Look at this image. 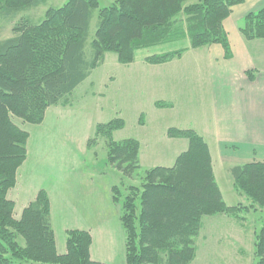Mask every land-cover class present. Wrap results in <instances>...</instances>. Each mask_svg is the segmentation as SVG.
<instances>
[{
    "label": "trees",
    "instance_id": "obj_1",
    "mask_svg": "<svg viewBox=\"0 0 264 264\" xmlns=\"http://www.w3.org/2000/svg\"><path fill=\"white\" fill-rule=\"evenodd\" d=\"M190 1L114 0L100 8L98 0H66L15 36L0 40V227L4 229L0 240L14 249L8 254L0 248V264H104L90 259L91 238L85 231H69L65 253H57L44 191L21 211L18 220L13 218L14 203L6 192L27 156L29 133L21 127L38 126L48 108L65 105L106 53L115 54L119 64L129 65L136 51L186 36L191 49L219 44L228 58L223 22L243 0ZM43 3L0 0V19L12 20ZM179 14L185 16L183 21L177 20ZM239 32L247 41L264 39V8L247 15ZM182 52L152 55L145 63L165 64ZM156 106L169 108L161 102ZM122 125L121 120H112L97 126L96 133L105 141L107 162L123 179H131L140 170L139 143L113 141V133ZM166 135L188 142L171 167L144 170L142 185L126 186L124 194L117 186L111 189L112 200L120 207L125 264H191L202 218L242 209L241 203L227 207L223 202L209 149L200 136L174 128ZM229 173L235 193L249 202L243 208L264 210V163L231 167ZM8 228L23 238V248L16 247ZM253 246L255 264H264V216Z\"/></svg>",
    "mask_w": 264,
    "mask_h": 264
},
{
    "label": "rangeland",
    "instance_id": "obj_2",
    "mask_svg": "<svg viewBox=\"0 0 264 264\" xmlns=\"http://www.w3.org/2000/svg\"><path fill=\"white\" fill-rule=\"evenodd\" d=\"M65 1L44 0L40 7L21 13L12 20L0 19V40L15 36L20 30L26 28L30 21L41 20L50 8L60 7ZM98 3L100 8H105L112 5L114 0H98ZM97 15H95V19ZM95 19L91 24V34L95 29ZM166 45L136 51L132 63L141 61L144 55L150 57L158 52H166L178 47L175 44L168 47ZM145 59H143L144 63ZM136 65L138 63L127 70L128 66L119 64L115 54L106 53L102 63L71 94L65 105H58L49 109V115L57 119L56 137L47 136L49 132H46V129L54 124L49 117L43 121L44 126L42 128L40 125L21 124L23 126L21 128L29 133L27 156L18 168L13 186L7 190L6 197L8 195L13 196L17 206L16 210L21 212L20 205L24 200L23 192L21 193L23 185L31 183L33 192L34 188H49V183L61 182L62 193L53 189L47 194L42 190L48 198L49 220L54 235L55 248L59 255H63L66 251L67 233L69 231H85L91 238L89 256L94 238V247L97 253L101 252V255L112 263L120 262L121 230H118L114 225L117 218L113 213H111L112 221L108 227L95 233L74 229L84 225L83 223L91 226L92 218L77 217V219L73 214L67 216L70 212L61 211L64 197L59 198V196L61 197L62 194V196L68 197L70 181L75 178L73 173L81 172L82 169L87 171L89 175L92 174L103 179L101 181L107 182L111 186H117L122 194L126 193V190H123L126 186L140 187L144 170L160 167V163L166 164L163 159L169 156L171 147H169V143L162 142L165 127L181 122V118L197 116L194 110H198L199 101L185 104L182 97L179 99L181 101L176 103L177 107L174 112L165 114L157 112L156 109H160L156 106L158 102L154 104L149 93L145 91L147 88L146 81L150 79L151 75L140 72ZM116 119L121 120L123 125L121 130L113 133V141L120 142L124 139H133L142 144V148L139 145L140 151L138 153V161L140 158L141 162H139L140 170L131 179H123L122 175L107 162L105 141L96 133L97 126L106 125ZM17 124L21 126L19 122ZM43 129L46 130H44V134H42ZM58 136L60 137L58 138ZM70 145L77 150L76 154L70 153ZM174 154L175 151L172 149V155ZM79 165H83L82 168L73 171L75 166L79 167ZM230 168L231 166L227 164L215 168L217 185L227 207H234L241 203L242 209L234 213H222L202 218L199 233L195 238L196 257L191 264H255L256 262L253 245L262 226L264 210L252 211L243 208L248 206L249 202L247 203L244 197L238 198L232 190ZM17 194H20V197ZM29 195L30 193L26 196ZM50 196L52 201H50ZM77 220L80 221V224H75ZM118 220L120 222V219ZM3 231L4 229L0 227V232ZM6 232L13 234L12 241L15 242L17 248H23L24 240L20 235H17L10 228ZM123 245H125V241H123ZM2 247L8 254L14 252V249L9 248L5 242L0 240V248ZM118 249V257H116Z\"/></svg>",
    "mask_w": 264,
    "mask_h": 264
},
{
    "label": "crops",
    "instance_id": "obj_3",
    "mask_svg": "<svg viewBox=\"0 0 264 264\" xmlns=\"http://www.w3.org/2000/svg\"><path fill=\"white\" fill-rule=\"evenodd\" d=\"M197 1L191 0L189 4ZM262 8H264V0H243L242 4L232 8L229 17L223 22V30L227 36L230 50L228 58H225V52L219 44L191 49L187 37L183 36L179 41H173L166 45L168 47L175 44L178 46L177 49L154 54L183 51L180 57L161 65H147L143 59L149 56L144 55L141 61L136 62L140 72L151 75L150 79L146 81L145 91L149 93L153 103L161 102L169 105V108L156 109L157 112H161V114L174 112L177 107L176 103L181 101L179 100L181 97L185 104L199 101L198 110H194L196 117L181 118L180 124L173 123L166 126L167 128L165 127L162 142L169 143L171 148L169 156L163 159L166 164L160 163V167H171L176 158L188 147L186 139H169L167 137L166 131L171 128L192 130L204 140L209 149L216 183V167L219 168L225 164L235 167L252 162L264 163V39L247 41L239 32L244 18ZM184 19L183 14L177 16V20L183 21ZM136 63L127 65V70H130L131 66ZM49 109H47L43 121L49 117L54 124L50 123L49 129L45 127L47 131L43 129L42 134L45 130L49 132L47 136L56 137L57 119L49 115ZM51 109L53 108L51 107ZM191 113L193 115L192 110ZM43 126L42 122L40 127ZM139 145L142 148V144L139 143ZM69 147H71L70 153L76 154L77 150L73 149L74 147L71 145ZM172 149L175 151L174 155H172ZM82 166H75L73 171L82 168ZM73 177L75 178H72L68 188L69 198L62 194L61 197L59 196V198L64 197L61 211L70 212L67 216L73 214L76 218H92L91 226L83 223L84 225L74 228L88 230L90 233L108 227L112 221L111 213H113L117 218L114 225L118 230H121L120 243L122 242V246L120 253L118 249L116 255L118 257L119 253L120 262L112 263L101 255V252L97 253L94 247V238L90 257L94 262L121 264L124 260L123 241L125 237L118 220L120 207L112 200L111 189L113 186L101 181L103 179L92 174L89 175L84 169L81 172L73 173ZM57 184H59L58 187H56ZM48 187L34 188L32 192L31 183L23 185L21 193L23 192L24 200L20 205V210L22 211L32 202L39 190H44L47 194L53 189L62 193L61 182L49 183ZM29 193L30 195L26 196ZM235 195L237 194L235 193ZM17 196L20 197V194ZM237 197L240 198L238 195ZM7 199L14 203L13 217L18 219L21 212H17L13 196L8 195ZM50 201H52L51 196ZM75 224H80V221L77 220Z\"/></svg>",
    "mask_w": 264,
    "mask_h": 264
}]
</instances>
